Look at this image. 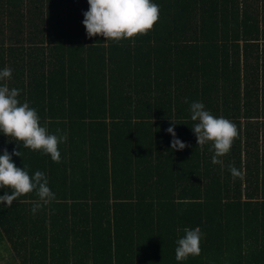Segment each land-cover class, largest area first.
<instances>
[{
    "label": "trees",
    "instance_id": "obj_1",
    "mask_svg": "<svg viewBox=\"0 0 264 264\" xmlns=\"http://www.w3.org/2000/svg\"><path fill=\"white\" fill-rule=\"evenodd\" d=\"M154 2L150 30L114 41L86 35V0H0L3 83L66 137L56 162L0 134L55 193L0 206V264H264V0ZM194 100L237 127L221 164L196 144ZM196 226L200 253L177 261Z\"/></svg>",
    "mask_w": 264,
    "mask_h": 264
},
{
    "label": "clouds",
    "instance_id": "obj_2",
    "mask_svg": "<svg viewBox=\"0 0 264 264\" xmlns=\"http://www.w3.org/2000/svg\"><path fill=\"white\" fill-rule=\"evenodd\" d=\"M87 10L83 11L81 21L87 36L102 35L104 40L118 41L121 38L134 37L150 30L159 15V5L154 0H86ZM10 67L0 68V134L11 137L16 143L22 142L24 147L48 154L51 160L59 162L58 144L66 137L63 134L48 132L39 123V116L27 100L19 101L20 89L9 88L3 81L10 78ZM190 119L195 123L191 130L195 135L196 144L204 145L211 142L214 154L211 162L221 164L218 157L226 154L238 135L234 122L223 117L214 116L204 107L203 102L194 100L189 105ZM174 123V122H173ZM172 137L170 147L182 150L185 142L175 134L173 126L165 129ZM59 132V129H57ZM18 144V143H17ZM12 156H20L15 148L12 152L0 149V189L7 190L0 194V206H11L15 198L35 190L38 201L31 211L35 213L41 206L55 199V193L48 186V178L44 172L36 170L29 175L26 166H15ZM232 176L239 177L242 172L229 165ZM10 189V190H9ZM201 231L198 226L185 228L183 236L175 244V259L183 261L189 255L200 253L199 242Z\"/></svg>",
    "mask_w": 264,
    "mask_h": 264
}]
</instances>
